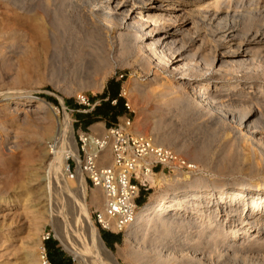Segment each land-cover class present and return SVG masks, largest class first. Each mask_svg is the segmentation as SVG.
Instances as JSON below:
<instances>
[{
    "label": "rangeland",
    "instance_id": "374dc122",
    "mask_svg": "<svg viewBox=\"0 0 264 264\" xmlns=\"http://www.w3.org/2000/svg\"><path fill=\"white\" fill-rule=\"evenodd\" d=\"M250 2L248 5L245 4L248 9L250 7L249 10L252 8L255 10L258 3L264 5V0ZM237 10L241 11V7L238 6ZM0 14L7 17L10 23H14L20 32L15 41L0 45V207L5 204L2 208L7 212L0 217V264H40L39 247L45 248L46 243L52 241H55L75 264H100V260H103L104 254L99 253L100 257H98L97 253L90 251L91 244L86 239L83 226L80 224L76 207L80 193L76 185L70 188L71 194L65 190L55 189L53 202L57 206L56 210L59 211L58 215L54 216L55 219L53 217L54 220L49 222L45 215V207L38 202V190L43 185L38 174H42V164L43 166L46 164L45 161L41 162L43 146L52 149L58 121H63L64 115L67 114L73 129V140L76 143L77 134L82 128L75 121L77 114L89 113L95 106L99 107V112H106L107 97L103 98V93L105 90L112 92L117 87L116 83H118V95L123 99L124 112L114 120L107 116H98L96 123L104 124L109 121L106 125L110 126L119 119L127 117L131 121L132 130H134L133 126L138 125L144 130L143 134L151 137L165 134L168 136L167 141L174 140V146L168 147L193 166L189 170H163L171 177H167L166 180H160L158 177L150 179L147 189L141 188L136 199L140 210L144 204L154 202L161 195L169 200L175 194L181 195L192 190L215 192L221 184L234 186L240 182H264V97L259 99L261 104L257 103L258 100L256 102L238 101V99L225 101V105L219 107V113L236 115L233 120L221 119L218 111L209 108L201 113L186 111V114L183 112L181 114L172 105L169 108L163 104L158 95L160 91L167 84L182 87L184 79L205 80L209 72H213L212 70L204 75L198 70L187 71L180 76L173 75L170 69L173 65L167 69L161 65L157 66L154 57L150 58L144 52L140 54L135 48L126 51L127 53L122 51L120 55L116 50H112L109 54L111 66L105 69L104 79L100 85L98 67L73 69L74 66L65 60L62 52L46 48V32L45 35H39L36 24L43 23L46 29V0H0ZM74 15H77L76 11ZM184 54L186 57L189 52L185 51ZM139 55L143 59L139 58ZM146 58L152 61L151 65H145ZM258 58L256 59L258 61L254 60L253 84L261 81L259 77L262 71L264 72V62ZM235 72L234 75L240 78L238 88L246 89L243 73L239 72V69ZM222 73L227 74L228 71ZM128 84L132 88L135 87L131 95L124 93L125 85ZM261 86H264V80ZM7 95H12V98L16 99L30 95L29 110L18 114L5 109L2 97ZM114 103L115 101L111 102L112 105ZM248 107L258 109V114L250 124L252 129L257 131L253 137L245 131V127L236 124L237 118L244 116L249 110ZM252 125H256L255 128ZM49 126L53 129L50 134L45 132ZM90 129L97 131L96 129L100 128L91 125ZM243 149L246 152L250 150V158H243L245 152ZM195 154L197 156L193 157ZM72 161L69 158L67 163ZM86 188L87 210L92 221L93 211L102 207L90 202L89 194L93 189ZM250 189L256 188L252 186ZM258 193L262 194V191ZM257 199L259 200V196ZM198 200H205L204 203H207L206 198ZM207 205L211 206L212 203L209 202ZM228 213L222 212L225 222L233 218V214ZM94 227L101 238L102 231L95 225ZM164 230L165 227L155 231L153 227L147 225L138 226L136 234L121 236V242L113 249L108 248L105 243L104 245L118 264H167V262L181 264V257H166L169 262L163 260L165 257H157V255L162 253L176 255L182 252V248L185 253L187 246L195 242L190 237L193 229L172 231L168 232L169 234L163 232ZM58 231L60 235L57 234ZM46 235L49 237L44 239ZM175 249H178V252ZM28 251L33 256H26ZM74 253H82L85 257L81 260L75 257ZM188 258V262L194 259ZM240 260L237 257L235 260L234 257L233 260L230 258L229 264H259L253 258H247L246 262ZM211 261L214 259L208 260L207 263L210 264ZM211 263L214 264L215 261Z\"/></svg>",
    "mask_w": 264,
    "mask_h": 264
},
{
    "label": "bare ground",
    "instance_id": "6f19581e",
    "mask_svg": "<svg viewBox=\"0 0 264 264\" xmlns=\"http://www.w3.org/2000/svg\"><path fill=\"white\" fill-rule=\"evenodd\" d=\"M250 1L46 0V29L43 23H36L38 24L36 26L39 35H45L46 32V48L62 52L65 60L74 66L73 69L98 67L100 85L104 79L105 69L111 66L109 54L112 50H116V53L120 55L122 51L127 53L126 51L135 48L138 53L144 52L150 58L154 57L157 60V66L161 65L167 69L173 65L170 68L173 75H184L192 70H198L204 75L212 70L213 72H209L205 80L194 81L183 78L182 87L171 86V84L163 85L164 88L162 86L163 90L158 95L165 106L170 108L172 105L180 113L186 111L201 113L209 108L218 111L221 119L233 120L236 115L226 112L219 113V107L222 104L225 105V101L238 99V101L256 102L258 100L257 103H259L261 101L259 99L264 97V86H261L264 80L263 71L262 74L259 73L261 74L259 85L253 84L254 60L259 57L258 59L264 62V5L258 3L255 10L251 7L254 11L249 10L250 7L248 9L245 4L248 5ZM238 6L241 7V11L237 10ZM75 11L77 15H74ZM2 15L0 14V45L13 42L12 40H16L17 35L20 34L15 24L10 23L8 18ZM185 51L189 52L186 57L184 56ZM119 55L116 56L119 57ZM139 58L142 57L139 55ZM144 62L147 66L152 63L149 58L144 59ZM216 67L218 68L215 69ZM236 69L243 73L242 78L246 80L244 82L247 85L246 89L238 88L240 78L234 75ZM223 71H228V73L223 74ZM134 91L135 87L125 85V94L131 95ZM24 97L18 99L12 98V95L2 97L3 106L10 112L18 114L28 111L31 96ZM252 108L248 107L247 113L237 118L236 124L239 127H245V131L253 137L257 131L253 130L250 124L258 114V109L251 110ZM100 125L102 123L99 122L94 126L102 127ZM252 126L255 128L256 125ZM133 128L136 133H144L138 125ZM96 130L101 131V128ZM52 131V127L49 126L45 132L50 134ZM12 136L14 137V134ZM167 138L165 134L153 135V139L158 144L172 146L174 140L172 142L168 140L170 141L168 142ZM53 140L55 142L52 149L43 146L41 162L45 161L46 164L43 166L41 163L42 174L37 173L43 183L38 190V202L45 207L47 220L50 222L55 219L54 216L58 215L59 210H56L57 206L53 202L55 189L65 190L71 194L70 188L76 185L80 193L79 200L76 201L78 210L76 212L83 226L84 235L91 244L90 251L93 250L98 257H100L99 253L104 254L100 264H118L99 237L94 227L95 224L92 223L93 220L89 218L86 201L87 188L82 177L78 172L71 179L67 175L68 158L77 157L73 129L67 114L64 115L63 121H58ZM246 150L243 152L245 159L250 158V150L247 152ZM196 154L193 157H196ZM155 177L166 180L170 176L159 171L154 172L150 179ZM252 186L256 189H250ZM259 191H262V194L258 193ZM201 198H206L207 203L211 202L212 205L208 206L204 203L205 200H198ZM166 199L164 195H161L154 202L144 204L137 215V221L126 228L124 235L129 236L136 232V227L144 225L153 227L155 231L165 227L163 232L167 233L192 228L191 235H188L195 242L187 246L185 253L182 248L179 254L162 253L157 257H165L163 260L169 262L170 260L166 257H181V264H208V260L212 258L215 263L211 262L214 264H229L230 258L233 260V257L234 260L237 257L242 262H246L247 258H253L259 264H264V182H240L234 186L221 184L215 192L192 190L181 195L175 194L169 200ZM89 200L93 205H100L103 208L104 198L99 188H93L89 194ZM2 207H5V204ZM2 207H0V217L7 213ZM223 211L232 213L233 218L225 222ZM180 227L184 228L180 229ZM57 234L60 235L59 231ZM42 248L39 247V250ZM79 254L74 253V256L83 260L85 256L83 257L82 253ZM25 255L31 256L32 254L28 251ZM187 257L194 259L188 262Z\"/></svg>",
    "mask_w": 264,
    "mask_h": 264
},
{
    "label": "built area",
    "instance_id": "2783aa9c",
    "mask_svg": "<svg viewBox=\"0 0 264 264\" xmlns=\"http://www.w3.org/2000/svg\"><path fill=\"white\" fill-rule=\"evenodd\" d=\"M76 148L77 157H69L73 161L67 163V175L71 179L78 172L86 187L101 190L104 205L93 211V223L100 231L120 236L137 221L140 209L136 199L141 188L147 189L150 176L157 169L193 167L172 148L158 144L150 135L134 132L127 117L101 131L78 132ZM39 261L52 264L44 247Z\"/></svg>",
    "mask_w": 264,
    "mask_h": 264
},
{
    "label": "trees",
    "instance_id": "16d2710c",
    "mask_svg": "<svg viewBox=\"0 0 264 264\" xmlns=\"http://www.w3.org/2000/svg\"><path fill=\"white\" fill-rule=\"evenodd\" d=\"M116 88L110 92V91H107L105 90L104 93H103V98L107 97V102H106V105L108 106L107 107V111L106 112H99V107H94V109L92 110V113L94 115H96V117L98 116H107L108 118H111V119H115L118 115H121L123 112H124V105H123V99L118 95V83H116ZM112 101H115V103L112 105L111 102ZM102 240L104 241V237L101 236ZM118 242L120 243L121 242V236L119 234H113L111 238H109L108 241H106V246L110 249H112V247L110 246V242ZM45 249H46V252H47V255L51 261L52 264H57L56 262V258H55V255H54V252H53V249H52V244L50 243H46L45 245ZM59 264V263H58Z\"/></svg>",
    "mask_w": 264,
    "mask_h": 264
},
{
    "label": "crops",
    "instance_id": "0c3cea01",
    "mask_svg": "<svg viewBox=\"0 0 264 264\" xmlns=\"http://www.w3.org/2000/svg\"><path fill=\"white\" fill-rule=\"evenodd\" d=\"M75 121L79 123V127H82V128H80L81 131L82 130H91L90 126L97 124L96 123V115H94L92 113V111H90L89 113H85V114H77ZM108 123H109V121H108ZM108 123H104V124L100 125L102 127H98V128L102 129L103 127L107 126L106 124H108ZM112 235H113L112 233L102 231L101 236L104 237V239H105L104 243L105 244H106V241H108L109 238L112 237ZM50 244H52V249H53L57 264L58 263L59 264H75L73 262V259L68 257V255H66L62 251V249L58 246V244L55 241H52V243H50ZM109 244L113 249L114 246H116L118 244V242H112L111 241Z\"/></svg>",
    "mask_w": 264,
    "mask_h": 264
},
{
    "label": "water",
    "instance_id": "95a60500",
    "mask_svg": "<svg viewBox=\"0 0 264 264\" xmlns=\"http://www.w3.org/2000/svg\"><path fill=\"white\" fill-rule=\"evenodd\" d=\"M103 241V240H102ZM103 243H104V241H103Z\"/></svg>",
    "mask_w": 264,
    "mask_h": 264
}]
</instances>
